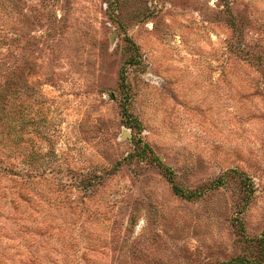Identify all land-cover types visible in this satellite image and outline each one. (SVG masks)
<instances>
[{
  "label": "rangeland",
  "instance_id": "obj_1",
  "mask_svg": "<svg viewBox=\"0 0 264 264\" xmlns=\"http://www.w3.org/2000/svg\"><path fill=\"white\" fill-rule=\"evenodd\" d=\"M1 106L0 264H264V0H0Z\"/></svg>",
  "mask_w": 264,
  "mask_h": 264
},
{
  "label": "trees",
  "instance_id": "obj_2",
  "mask_svg": "<svg viewBox=\"0 0 264 264\" xmlns=\"http://www.w3.org/2000/svg\"><path fill=\"white\" fill-rule=\"evenodd\" d=\"M5 98L7 99V97L5 96ZM3 106V105H2ZM2 106H1V108H0V112L2 111ZM161 165V164H160ZM170 172L167 174L168 175V177H170V179H171V182H172V186H173V188H174V190H175V192L176 193H178V194H180V195H182V196H184V197H192L193 195H194V193L192 194V192H190V193H186L185 191H183V190H181L179 187H177V186H175V182H174V180H173V178L170 176ZM198 195V194H197Z\"/></svg>",
  "mask_w": 264,
  "mask_h": 264
}]
</instances>
